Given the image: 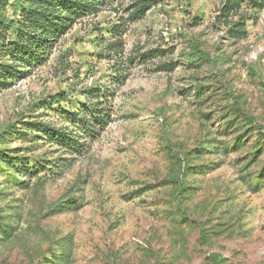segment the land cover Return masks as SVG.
<instances>
[{
    "label": "rangeland",
    "instance_id": "374dc122",
    "mask_svg": "<svg viewBox=\"0 0 264 264\" xmlns=\"http://www.w3.org/2000/svg\"><path fill=\"white\" fill-rule=\"evenodd\" d=\"M45 1L0 0V264H264V0L100 1L13 56Z\"/></svg>",
    "mask_w": 264,
    "mask_h": 264
},
{
    "label": "trees",
    "instance_id": "16d2710c",
    "mask_svg": "<svg viewBox=\"0 0 264 264\" xmlns=\"http://www.w3.org/2000/svg\"><path fill=\"white\" fill-rule=\"evenodd\" d=\"M105 2L106 0H47V10L28 14L31 24L40 30L41 34L28 32L25 36L18 35L16 40L10 43V50L13 56H22L21 59L37 60L42 59L47 49L53 44L55 39H51L61 35L69 26V22H73L75 18L82 16L85 10L89 7H94L96 2ZM159 0H143L144 9ZM246 0H227L225 10L239 7L242 2ZM140 13H144L141 11ZM14 48V49H13ZM9 52V51H7ZM18 59V58H17ZM11 73H14L12 70ZM74 123H78L81 131L77 133L68 134L67 131L56 132L51 129L47 132L52 135L54 139L58 138V142L70 149L73 154L81 153L85 149L86 142L81 141L83 132L89 133L90 129L94 133V126L101 125L102 127L109 122V112L106 107L85 106L83 109L73 113L69 116ZM91 134V133H90ZM74 135V136H73ZM43 166L39 163L34 164L33 168L29 170L32 174L39 172ZM27 174L26 170L23 175Z\"/></svg>",
    "mask_w": 264,
    "mask_h": 264
}]
</instances>
